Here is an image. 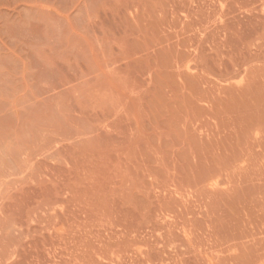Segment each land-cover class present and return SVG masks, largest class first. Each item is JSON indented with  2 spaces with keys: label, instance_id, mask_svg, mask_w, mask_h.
Masks as SVG:
<instances>
[{
  "label": "rangeland",
  "instance_id": "374dc122",
  "mask_svg": "<svg viewBox=\"0 0 264 264\" xmlns=\"http://www.w3.org/2000/svg\"><path fill=\"white\" fill-rule=\"evenodd\" d=\"M24 1L78 69L0 136V264H264V0Z\"/></svg>",
  "mask_w": 264,
  "mask_h": 264
},
{
  "label": "crops",
  "instance_id": "0c3cea01",
  "mask_svg": "<svg viewBox=\"0 0 264 264\" xmlns=\"http://www.w3.org/2000/svg\"><path fill=\"white\" fill-rule=\"evenodd\" d=\"M24 4V0H0V136L6 139L7 130L16 129L20 136L26 132L29 114L34 121L38 104L55 99L66 80L62 71L78 69L77 53L65 41L71 33H24L36 25L27 24L22 14L7 12ZM25 155L22 147L17 156Z\"/></svg>",
  "mask_w": 264,
  "mask_h": 264
}]
</instances>
